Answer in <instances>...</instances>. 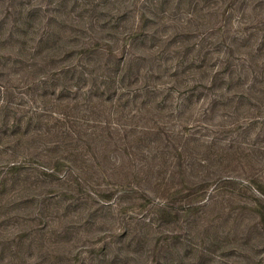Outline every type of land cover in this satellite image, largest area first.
<instances>
[{"label": "trees", "instance_id": "obj_1", "mask_svg": "<svg viewBox=\"0 0 264 264\" xmlns=\"http://www.w3.org/2000/svg\"><path fill=\"white\" fill-rule=\"evenodd\" d=\"M203 1L56 0L53 12L40 0L11 3L10 31H23L24 38L22 46L12 45L17 55L9 59L19 78L4 74L0 63V195L9 208L39 209L25 218L33 223L23 227L34 231L33 237L45 236L58 219V214L45 216L52 198L34 191L40 183L58 187L54 195L64 203L78 198L109 204L112 197L119 201L139 190L136 206L150 210L149 217L173 216L170 222L193 234L199 232L193 228H205L202 217L214 202L236 205L239 211L228 217L235 231L224 240L239 253L227 261L195 242H183L174 259L165 251L151 258L148 248L142 254L146 261L134 264H196L199 259L264 264V0ZM127 3L138 8L130 19L120 9ZM36 36L37 46L26 44ZM135 44L144 54L132 52ZM156 57V68H141L146 58ZM164 74L171 80H161ZM194 76L206 78L210 84H201L207 92L190 84ZM16 79L22 80L20 91L11 82ZM175 86L184 88L176 90L178 95L185 94H172ZM215 115L220 121L210 123ZM193 145L200 147L195 154L189 152ZM21 146L24 153L18 151ZM203 151L208 155H199ZM118 170L126 184L109 180ZM156 171L161 176L152 179L149 173ZM145 184L167 195L148 202L152 193ZM20 191L29 198L21 199ZM120 206L118 213L126 210ZM137 223L121 221L120 234L112 235L127 236L131 246L138 240L131 231ZM161 234L170 240L177 236ZM16 238L21 243L17 232L8 239ZM56 240L67 257L62 264H106L111 243L94 253L76 248L82 239L57 235ZM124 245L113 255L114 264H129L124 261L134 248ZM82 251L88 255L79 257Z\"/></svg>", "mask_w": 264, "mask_h": 264}, {"label": "rangeland", "instance_id": "obj_2", "mask_svg": "<svg viewBox=\"0 0 264 264\" xmlns=\"http://www.w3.org/2000/svg\"><path fill=\"white\" fill-rule=\"evenodd\" d=\"M17 1L18 0H0V63L3 65L1 67H3L4 69V74L10 76H14L17 74L12 72V67L9 60L17 55V52L13 51L12 45L15 44L22 46L23 43H21V41L24 38L23 31H21L19 35H15V32L10 31V26L14 14L11 3L15 4ZM40 1L43 5L44 4L48 5L51 12H53L56 0H40ZM199 2L204 3L203 0H199ZM183 6L186 5L184 4ZM7 7L9 9H7ZM120 9L122 11L128 12L129 19L131 17L130 15L133 14L136 15L138 13V8L131 3H127V6L121 5ZM76 12L77 11H73L71 13L73 15ZM30 35L31 34H28L27 36L30 37ZM37 41H38V36H36L34 42L32 41V39H30L27 40L26 44L33 43L31 44L32 45L31 47L37 46L38 45ZM131 47H132L131 50L134 54H144L139 51L141 49L140 45L135 44ZM34 48L36 49V47ZM15 49H17V47ZM158 58L159 57H156V59H151V60L146 58L143 62H141L140 64L141 68L143 70L149 67L156 68L155 66ZM18 72H20V70H18ZM20 75L21 74H17V78H19ZM210 75L211 73L205 77L209 80ZM194 77L196 78V80H193L190 84L198 83L197 84L198 86H196L195 89L207 92L209 89L203 87V84H201V83L207 85L210 84L209 82L205 83L206 78L199 79L198 76H194ZM2 78L3 76H0V83L3 82ZM22 78H24V75H22ZM169 79L171 80V78L167 77L165 74L161 78V80L164 81H170ZM11 82L18 85L17 91L21 90V88L19 87H21L22 80L16 79L15 81L11 80ZM175 87L176 88H172L174 89L172 90V94H176V96H183L185 94V93H180L178 95L176 90L177 89L183 90L184 88L181 86H175ZM209 94L211 95L212 92H209ZM199 103L200 101L197 102L196 105H199ZM204 104L206 105V102ZM219 121L220 118L215 115V117L211 118L210 123L212 122L215 123ZM208 132L209 131L206 132V130H202L201 133L208 134ZM209 133L210 134L207 137L212 135L211 132ZM213 135H216V133ZM202 137L203 136L201 135L200 139L203 141ZM198 148L200 149V147L193 145V147L190 149L189 152L195 154V152L199 150ZM18 151L19 153L25 152L23 146H21L18 149ZM160 155L161 153H158V157H160ZM166 155L167 157H169L167 151H166ZM199 155H202L204 157L207 156L208 153L203 151ZM163 156L161 157L160 160L158 159L156 162H159V164L162 163ZM164 173H165L164 170L161 171V174ZM156 174L157 176L158 175L161 176V174H159L158 171L154 172L153 175L149 173V176L150 177L152 176V179H154V175ZM124 175L125 173L122 174L118 170V174L113 177L110 176L112 178H109V180L112 182L124 183L126 181L123 180ZM138 178H136V180L135 178H133V182L136 184L147 183V180H144L142 178L138 179ZM178 180L181 181L179 178H176V181ZM25 185L26 183L22 184V186ZM145 185L146 187H148V190H150L152 193L151 197H148L149 200L148 202H152V201L157 202L158 198H161L163 195H167V191H162L161 187L158 188L152 184H145ZM16 186L19 187L21 185L19 186L16 185ZM22 186L21 188L25 190ZM122 186L123 187H119L118 189H124L125 185ZM52 187L53 186L40 183L37 186L38 189L34 190L35 192H40L42 190V194H40L39 196L42 199L46 197L52 198L51 199L52 203L50 205L49 210H46L45 212L43 210L47 219L57 214H58L57 218L59 219L58 220L56 218L57 224L52 225V228H49L48 233L45 234V236H42L41 238L38 239L37 236L36 237L32 236V235L35 236L34 231L30 230L29 228L24 229L23 227H27V225L33 223L32 221L27 219H29L33 214H36L39 211V209L36 208L34 211L24 210V209L20 210V209H16L15 208L16 206L14 207V205H12L9 208L7 202L2 200L0 195V264H62L63 262L66 261L67 257L65 256L66 254H64V252H62L61 250L63 249L61 244H59L56 240L57 235L59 239H64L68 237L70 238L73 237L76 240L82 239V242L79 243L76 246V248L79 247L81 249H90V250L92 249L94 253L99 250V247L101 246L102 243L104 242H107V244L111 243L110 245H108L109 254H106L107 258L104 261L106 262V264H114L115 258L113 257V255L116 253H120V251L121 252L124 251L121 248V246L123 247L124 244H125L124 245L125 249L134 248V251L129 252L128 257L124 261L125 263H129V264L137 263V261H142L141 263H144L146 261V258H143L142 254L144 250L148 248L151 249V251L149 252L151 253L150 256L151 258L152 256H155L157 252L165 251L168 252L167 256L170 259H174L176 258L174 250L181 249L183 247V242H191L193 244L197 243L199 246H202L206 250V252L211 251V253H213L212 257L215 256V253L222 254L223 257L224 256L226 257L225 259L227 261H231L237 258L236 255L239 253V247L235 249L232 248V250H230L231 248L229 247L230 243L224 240L225 237L227 236L228 231H230L231 233L235 231L234 227H231L232 222L230 219H228V217H230L229 215L233 216L234 214H236V212L239 211V209L236 208V205H231L229 203L226 204V206L224 204L223 207H221L219 204H214L215 203L214 202L213 205L209 207L207 215L202 217V221H204L205 223L204 224L205 228H203L202 230L201 227H197V228L195 227L193 228V231H199V232L193 234L191 231L192 229H189L188 227L183 228L181 224L175 221L170 222L169 219L170 218L173 219L174 218L173 216H166L167 220H159V221L156 219L155 216L149 217L150 210H144L136 206L137 203H140V198L138 199L135 198V195L140 194L139 190L136 191L137 192L136 194L133 191L131 193L128 192L127 193L128 195L124 196L121 199L119 198L120 199L119 201L117 200L116 197L115 198L112 197V200L110 201L109 204L97 203L93 200H91L88 203H84L78 198L76 199L69 198L67 199V203H64L61 202V200H59L57 196L55 197L54 195L55 192L58 195V190H59L58 187L54 189ZM51 189L53 190L50 191ZM8 192H9V187L7 186L5 189V193ZM25 193H26L25 191H20L19 194L21 196L19 197L21 199L23 197L24 199H28L29 196L25 195ZM130 194H133L132 198H130ZM54 200H57V205H56L57 209L54 207L55 205ZM117 203L121 205L120 208L122 207V205L126 206V210L121 209L122 212L118 213ZM20 204L21 203H19V205ZM22 204L27 205V203H22ZM29 206H31V203L29 204ZM89 206L90 208H88ZM142 207L145 208V206ZM14 208H15L13 212L14 214H12L11 211ZM230 210L232 211L229 213ZM88 211H91V215L86 216L85 214ZM22 216H24V218ZM134 220H136V222L138 223L134 226L135 230H131V231L133 235L137 237L138 240L136 241V239L134 238L135 241H132L130 243L131 244L130 246L129 244H127V236L124 235H121V237L117 236L121 232L120 230L117 229V227L121 226V221L124 222L125 225H129V223L131 224V222ZM249 220L251 221V218ZM39 230H40L39 232L46 231V229L43 230L39 229ZM164 231H169L170 233H172V235L177 234V236L173 237L171 240L169 238H164L162 237L163 234H161ZM14 232L21 234L22 237L21 243L19 242V240H17V238L16 240L14 239L13 241H11V239L10 240L8 239L9 237H11V235L14 234ZM112 234H117V235L114 237V235ZM31 238L33 239L31 240L32 242L29 244L28 241ZM175 238L178 240L173 241V239ZM166 239L170 241V246L169 244H167ZM157 244H159V246L163 244L169 247L170 250H165L163 248H160L159 246H157ZM48 248L53 249L52 250L53 256L50 253H48L49 251ZM86 255L88 254L82 251L79 254V257ZM195 258L199 259L198 257ZM206 261L204 259H199L196 264H206Z\"/></svg>", "mask_w": 264, "mask_h": 264}]
</instances>
